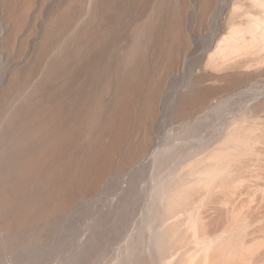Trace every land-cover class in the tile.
Returning a JSON list of instances; mask_svg holds the SVG:
<instances>
[{"label":"rangeland","instance_id":"rangeland-1","mask_svg":"<svg viewBox=\"0 0 264 264\" xmlns=\"http://www.w3.org/2000/svg\"><path fill=\"white\" fill-rule=\"evenodd\" d=\"M23 1L14 0L17 16ZM59 1L28 0L18 20L27 19L19 37L28 36V60ZM254 3L216 0L201 16L200 2L160 0L157 32L138 67L94 106L104 123L96 175L85 184V166L77 164L83 183L71 201L68 191L49 200L50 191L43 198L27 191L36 206L26 219L16 195L11 211L28 242L2 251L0 264H264V32L246 49L251 61L227 74L212 68L231 27L264 15V3ZM129 23L119 49L132 38ZM57 96L63 118L82 102ZM202 96L208 103L195 105ZM112 110L124 125L117 138Z\"/></svg>","mask_w":264,"mask_h":264},{"label":"bare ground","instance_id":"bare-ground-1","mask_svg":"<svg viewBox=\"0 0 264 264\" xmlns=\"http://www.w3.org/2000/svg\"><path fill=\"white\" fill-rule=\"evenodd\" d=\"M194 1L201 3L203 16L215 6L216 0ZM254 2L262 9L264 0ZM58 3L49 14L28 60L25 46L28 36L19 37L27 19L22 25L18 22L26 18L28 0L23 1L19 16L14 0H0V253L28 242L18 233L20 223L15 221L11 211L16 195L23 198L21 212L26 219L28 210L31 212L36 206V199L28 197L27 191H39L37 196L42 198L47 197L45 191H50L47 200L68 191L71 201V196L83 183V170L78 171V163L85 166V184L92 181L100 168L96 159L104 157L103 153L95 151L104 129L103 114L95 107L101 105L100 97L108 92L111 83L116 88L119 76L127 69L138 67L160 22V0H60ZM262 15H256L255 22H251L250 14L249 19L232 26L229 34L222 37L214 51H218L217 57L213 54L211 58L214 70L227 74L236 71V64L241 61L252 60L246 49L257 37H253L255 32L261 33L260 39L262 37ZM127 22H130L128 32L132 38L127 46L119 49L117 37ZM19 50L21 53L14 59ZM50 53L54 55L49 60ZM32 76L38 78L28 90ZM58 94L79 98L80 107L63 118V98ZM205 100L202 96L195 105L208 103ZM121 116V112L115 110L108 116L112 138L124 131ZM147 145L151 146L152 141ZM88 172L92 173L90 177Z\"/></svg>","mask_w":264,"mask_h":264}]
</instances>
